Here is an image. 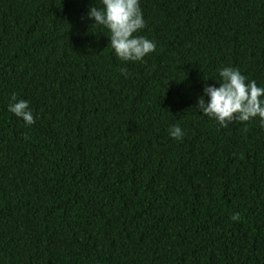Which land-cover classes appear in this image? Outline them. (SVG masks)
<instances>
[{
	"label": "trees",
	"instance_id": "trees-1",
	"mask_svg": "<svg viewBox=\"0 0 264 264\" xmlns=\"http://www.w3.org/2000/svg\"><path fill=\"white\" fill-rule=\"evenodd\" d=\"M139 4L124 62L101 0H0V264H264V128L196 108L226 66L264 88V0Z\"/></svg>",
	"mask_w": 264,
	"mask_h": 264
},
{
	"label": "clouds",
	"instance_id": "clouds-1",
	"mask_svg": "<svg viewBox=\"0 0 264 264\" xmlns=\"http://www.w3.org/2000/svg\"><path fill=\"white\" fill-rule=\"evenodd\" d=\"M101 3V8H90L88 19L94 20L93 26H103L108 30V48L114 50L121 61H142L155 51L156 44L153 41L136 35L146 26L139 0H101ZM122 74L127 75L126 70L122 69ZM219 77V87L205 84L204 95L198 98L196 108L202 115L214 119L221 128H227L233 122L246 123L258 117L260 126L264 128V99H261L264 97V88L258 87L254 80L248 82L239 69L233 67L220 69ZM8 111L21 118L26 126L35 123L28 102L17 101L15 94L11 97ZM169 135L181 140L184 133L176 125L169 129ZM231 220L238 222L239 213L233 214Z\"/></svg>",
	"mask_w": 264,
	"mask_h": 264
}]
</instances>
